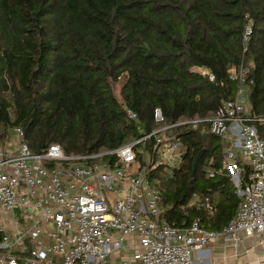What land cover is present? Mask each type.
Listing matches in <instances>:
<instances>
[{
  "label": "trees",
  "instance_id": "16d2710c",
  "mask_svg": "<svg viewBox=\"0 0 264 264\" xmlns=\"http://www.w3.org/2000/svg\"><path fill=\"white\" fill-rule=\"evenodd\" d=\"M241 65L250 110L259 114L264 0H0V140L19 126L34 152L53 143L68 154L111 150L160 124L212 115L233 97L230 75ZM169 133L181 140L178 166L159 164L148 174L162 216L221 230L238 204L222 169L223 143L186 125ZM155 142L147 140L151 154ZM193 192L213 210L190 206Z\"/></svg>",
  "mask_w": 264,
  "mask_h": 264
},
{
  "label": "built area",
  "instance_id": "2783aa9c",
  "mask_svg": "<svg viewBox=\"0 0 264 264\" xmlns=\"http://www.w3.org/2000/svg\"><path fill=\"white\" fill-rule=\"evenodd\" d=\"M250 33L247 24L243 51ZM201 73L214 80L206 69ZM230 78L236 91L212 115L160 124L111 150L68 154L53 143L34 152L24 130L12 127L7 145H0V264H194V253L240 233L264 249V104L261 113L251 112L242 65ZM154 119L163 120L159 107ZM179 125L224 145L222 169L238 204L219 231L199 218L179 226L162 216L160 192L148 174L159 164L178 166L181 140L169 131ZM189 205L213 210L196 192Z\"/></svg>",
  "mask_w": 264,
  "mask_h": 264
},
{
  "label": "crops",
  "instance_id": "0c3cea01",
  "mask_svg": "<svg viewBox=\"0 0 264 264\" xmlns=\"http://www.w3.org/2000/svg\"><path fill=\"white\" fill-rule=\"evenodd\" d=\"M195 70L201 72L204 68ZM193 260L194 264H264V249L253 240L237 246L219 237L214 244L194 253Z\"/></svg>",
  "mask_w": 264,
  "mask_h": 264
},
{
  "label": "rangeland",
  "instance_id": "374dc122",
  "mask_svg": "<svg viewBox=\"0 0 264 264\" xmlns=\"http://www.w3.org/2000/svg\"><path fill=\"white\" fill-rule=\"evenodd\" d=\"M115 91H116V93H118V90H115ZM10 132H11V131H9L8 137H9V135H10ZM8 139H9V138L5 139L4 141H3V140H2V141L0 140V145H1V146H6V145H7V142H8ZM256 239H257L256 237H254V238H246V237L243 236L242 233H240L238 239L228 240L227 242H228V243L235 244V245H237V246H241V245H243V244H246V245H247V242H248V241H252V240H253L254 243H255V240H256ZM242 241H243V242H242Z\"/></svg>",
  "mask_w": 264,
  "mask_h": 264
},
{
  "label": "water",
  "instance_id": "95a60500",
  "mask_svg": "<svg viewBox=\"0 0 264 264\" xmlns=\"http://www.w3.org/2000/svg\"><path fill=\"white\" fill-rule=\"evenodd\" d=\"M200 155H201V152H199V153L196 155V157H195V159H194V161H193V167H192V173H193V174H194V172H195V170H196V168H197V165H198V161H199ZM183 156H184V155H183Z\"/></svg>",
  "mask_w": 264,
  "mask_h": 264
}]
</instances>
